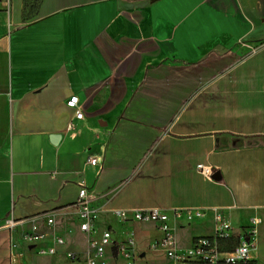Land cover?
<instances>
[{
  "label": "crops",
  "instance_id": "0c3cea01",
  "mask_svg": "<svg viewBox=\"0 0 264 264\" xmlns=\"http://www.w3.org/2000/svg\"><path fill=\"white\" fill-rule=\"evenodd\" d=\"M83 187L97 229L131 237L140 261H166L151 249L162 233L116 212L181 213L180 250L214 234L216 213L263 222L264 0L0 2V264L28 250L6 221L43 213L66 240L58 255L86 252Z\"/></svg>",
  "mask_w": 264,
  "mask_h": 264
},
{
  "label": "built area",
  "instance_id": "2783aa9c",
  "mask_svg": "<svg viewBox=\"0 0 264 264\" xmlns=\"http://www.w3.org/2000/svg\"><path fill=\"white\" fill-rule=\"evenodd\" d=\"M68 109L74 112L77 121L83 119L79 98L71 97L67 102ZM69 130L75 129V124H68ZM90 163L96 165V160ZM197 170L205 177L214 180L212 168L199 165ZM90 189L83 187L80 190L79 201L76 204L78 211V230L86 237L87 251L84 253H68V260L73 264H106L108 250L117 248V258L126 260L127 264H135L132 238L123 244H115L111 229H97V210L91 206ZM129 218L128 212H116V216L127 222L136 220L141 223L154 224L162 233V237L151 245L153 251L164 254L167 264H252L255 262L254 252L256 250L255 236L260 226V221L253 220L246 232L237 234L230 220L222 213L214 214V234L210 237L195 238L186 250H180L172 221L181 220L182 214L176 212L173 219L161 210L135 211ZM206 214L200 212L186 213L189 223L201 220ZM55 213H43L31 218L15 221H6V228L11 232H18L22 244L30 251L41 256L54 257L58 255V248L66 245L63 236L55 233ZM50 238L52 245L44 243Z\"/></svg>",
  "mask_w": 264,
  "mask_h": 264
},
{
  "label": "rangeland",
  "instance_id": "374dc122",
  "mask_svg": "<svg viewBox=\"0 0 264 264\" xmlns=\"http://www.w3.org/2000/svg\"><path fill=\"white\" fill-rule=\"evenodd\" d=\"M3 0H0V2ZM233 228L237 234L240 232H243L247 230V227L241 228V225L244 221L240 220L239 218L233 219ZM259 226L258 231L255 238V245H256V250L254 252V257L257 259L256 264H264V220L261 222ZM205 229L206 232H211V229L208 226H203L201 227ZM178 241H180V244L182 246H185L188 244V238L185 237V235H182L181 233L179 234L176 233ZM78 248L79 246H83L82 242H80V245H76ZM21 251V259L19 260V264H70L68 262V259L65 255L60 254L58 256L54 257H49V256H41L39 254H36L34 252L30 253L27 252L28 250H25L23 247L20 248ZM258 250V252H257ZM156 254V253H155ZM107 262L106 264H127L126 260H123L122 258L120 260H110V257H107ZM136 258V257H135ZM135 264H167V262L163 258L159 257H153L152 260L149 261H140L138 259H135Z\"/></svg>",
  "mask_w": 264,
  "mask_h": 264
},
{
  "label": "trees",
  "instance_id": "16d2710c",
  "mask_svg": "<svg viewBox=\"0 0 264 264\" xmlns=\"http://www.w3.org/2000/svg\"><path fill=\"white\" fill-rule=\"evenodd\" d=\"M252 264H256V262H253Z\"/></svg>",
  "mask_w": 264,
  "mask_h": 264
}]
</instances>
